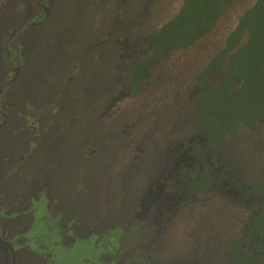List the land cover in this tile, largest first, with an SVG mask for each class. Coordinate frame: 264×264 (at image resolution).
Listing matches in <instances>:
<instances>
[{
	"label": "rangeland",
	"instance_id": "rangeland-1",
	"mask_svg": "<svg viewBox=\"0 0 264 264\" xmlns=\"http://www.w3.org/2000/svg\"><path fill=\"white\" fill-rule=\"evenodd\" d=\"M50 1L49 20L30 26L9 46L11 34L35 21L41 10L36 0H0L1 109L9 117L0 130V192L6 189L2 197L10 199L25 184L36 196L44 188L54 214L48 226L34 218V229L29 221L18 220L30 237L49 231L44 239L31 241L19 264H226L250 216L241 204L225 198L221 205L217 196L197 194L195 205L174 218L172 231L157 234L155 243L148 234L152 229L136 219L149 175L162 168L169 140L172 146L194 135L196 75L256 0H235L210 35L155 64L136 93L117 102L129 77L121 72L104 76L112 72V45L105 43L160 30L176 16L181 0ZM9 56L20 66L15 79ZM84 89L90 96H84ZM12 135L20 139L17 144L33 140L37 153L20 165L22 172L13 167L19 152L9 153L18 148L12 146ZM135 146L144 152H135ZM221 154L235 164L242 182L264 186V122L227 136ZM27 194L19 205L28 202ZM6 216L1 220L12 230L16 220ZM53 222L66 228L64 245L51 235ZM42 243L52 247L53 258L39 253Z\"/></svg>",
	"mask_w": 264,
	"mask_h": 264
},
{
	"label": "trees",
	"instance_id": "trees-1",
	"mask_svg": "<svg viewBox=\"0 0 264 264\" xmlns=\"http://www.w3.org/2000/svg\"><path fill=\"white\" fill-rule=\"evenodd\" d=\"M234 2L181 0L177 15L160 30L147 34L152 55L140 54L141 58L128 64L127 70L134 74L132 91L144 81L152 64L165 61L210 35ZM195 81L198 138L195 143L186 144L205 164L209 157V164L200 174L197 167L188 171L193 176L191 192L209 190L215 182L221 140L234 135L240 127L255 130L264 121V0H256L238 17L223 48L200 69ZM246 183V196L254 199L249 204L251 219L232 244L229 264H260L264 258V187Z\"/></svg>",
	"mask_w": 264,
	"mask_h": 264
},
{
	"label": "flooded vegetation",
	"instance_id": "flooded-vegetation-1",
	"mask_svg": "<svg viewBox=\"0 0 264 264\" xmlns=\"http://www.w3.org/2000/svg\"><path fill=\"white\" fill-rule=\"evenodd\" d=\"M50 2H51L50 0H36V3L38 4L41 10L39 16H37L34 19L35 21L31 22V24L24 25L22 28L15 30L14 31L15 33L13 32L10 36L9 46H12L11 42L12 43L14 42L15 36L20 35L30 26H36V25L42 26L45 22L49 20V17L51 14L50 7H49ZM157 30H154V31H157ZM151 32H148L143 36L131 37L128 40H120V38L117 37V39H111L110 42L105 43L106 45L104 47H107L110 44L112 45V52H111V56L109 57V62H108V66L112 72H108L104 74V76H107L109 73L111 74L115 73V75H117L119 72H121L122 75H126V76L128 75L129 77L128 82L125 87L126 88L125 91L120 93V95L117 98H114L115 99L114 102H117L119 98H124L127 95L136 93L140 85L146 80V78H148L147 76L149 75L150 68L153 67L155 64H159L163 62V61H160V62L152 64V66H150L147 70V75L144 81H142L139 84L136 91H132L131 82L134 78V74L127 70V66L130 63V61L136 59L137 57L141 58V55H144V54L146 56L152 55L151 54L152 47L147 39V34ZM111 35L112 33L110 32L109 36L111 37ZM118 36H120V34H118ZM141 43H142V47H141ZM144 44L146 45L145 47H143ZM119 47L121 48L122 52H118L117 49ZM97 53H100V52H97ZM99 57L101 58L102 56L99 55ZM15 60L11 56H9V63L12 66L13 72H15V76L13 79H15L18 76L19 70H20V66ZM100 66L102 67L104 66L101 60H100ZM105 71H108V70H105ZM221 74L222 72L220 73V75ZM11 81L8 83H11ZM4 88H5V84H2L0 88V118L2 119V122L0 123V130L7 125L8 119H9L8 114L3 112V110L1 109L2 107L1 98L3 95ZM85 89L83 92L84 96L85 97L90 96V94L88 95L86 94ZM196 105H197V100H196ZM195 124H196V116H195V122H194V135L191 138H185L181 140L179 143L174 144L172 146H171L172 141L169 140V145L167 148L166 156L163 157V162H164L163 166L156 173H154L153 171L154 174L153 175L151 174L152 176L149 175L150 177H152L151 182H149L147 186L145 187L144 192H143V197L141 199V202L139 203V207H138L139 217L136 219V221L138 223L146 224L149 230L152 229L151 232H149L148 230L147 231H148V234L154 235V238L152 240V242L154 243L158 240V239L156 240L158 236L157 234H160L161 236L164 232L172 231L174 229V226H175L174 221H173L174 218L175 217L177 218V216L180 215L182 211H187L188 207L190 208L193 205H195L196 195L200 193L202 194L209 193L210 195L212 194L213 196H217V198L221 200V205L223 204L222 201L225 198L231 201L230 203L231 205L236 206L237 203L238 205L241 204L240 206L243 208H246L250 214L244 227L247 225L248 221L251 219V210H250L249 204L252 203L254 199L252 197L246 196V184L247 183L244 181L242 182L240 178L238 177V174L235 171L236 169L234 168L235 164H232L224 160V157L221 154V142L225 138L221 140L219 143V151L217 154L218 166H217V170L215 174V182L212 184L209 190H206V191L202 190V191H197V192L190 191L191 190L190 182L192 181L193 176H189L188 171L190 169H195L197 167L200 169L198 171V174H200L201 172L205 171L208 168L207 164H209V157L206 158L207 164H205L204 162L200 161V159L195 156L194 149L186 144L187 142L195 143L196 139L198 138L195 132L196 130ZM241 128L243 127H240L239 129ZM243 129H246V128H243ZM30 139L21 137L22 141H29ZM19 140L20 139H18V137L14 135L11 136L10 141L12 143V146L13 144H15L16 146H18V148L15 149L14 147L13 150L10 151L9 153L13 154L15 150L19 152L18 157H16V161L13 167L17 169L18 171H21L22 168L20 165H22L26 161L32 160L34 158V155L37 153L34 152L35 148H34V144L32 143L33 140L32 142L27 143V144L26 143L17 144L16 142ZM37 140L44 141V139H37ZM36 151L38 152L37 148H36ZM135 152H144V149L142 148L138 149L135 146ZM7 161H9V158H7ZM132 162H135V159ZM211 164L212 166L215 165L214 163H211ZM231 166H233V168ZM34 168L36 169L37 167L35 166ZM225 169L227 170L225 171ZM248 182L251 184L261 185L256 182H250V181ZM25 185L26 187L21 186V189L15 194L13 198H10V199L2 197L3 194L6 195L8 193L6 189H3V191L0 192V264H19L20 254L23 251H27V249L29 250V247L32 246L31 241H40L41 239H44V237L42 236L48 235L49 231L47 233L43 232L41 234H37L38 232H36L35 234L37 235H35L34 238L30 237L26 233L27 229H23V230L19 229L18 220H22L26 222L29 221L30 226L32 227V229H34V226H33L34 218H36L37 220L41 218V221L45 223V225L47 226H48L47 222L50 219L54 218V214L49 211V208L47 206L48 192L44 191V188H43V190H39L36 196L35 194L36 192H34L35 189L29 191L28 190L29 187L27 186V184ZM261 186L264 187L263 185ZM26 194H27V197L29 198L28 202L24 203L23 205H19L18 202H20V199L23 196H26ZM188 195L190 196L189 198H188ZM246 200H247V203H246ZM5 201L10 202V203H7ZM41 205H43L42 207H46L47 214L44 216L42 212L41 213L39 212L41 210L40 209ZM24 209L25 211H22ZM30 209H32L31 211H34V212L29 213L28 210ZM6 215H8V219L14 222L16 220V222L11 225L12 230L8 229L7 226L1 220L3 217H7ZM53 223L54 224L49 223V225L52 226V230H53L51 232V235L56 240V243L60 242L61 244L64 245L65 243L64 231L66 228L64 227L60 228L59 226L56 225L55 222ZM149 224H151V226ZM27 226L28 225H25L24 228H26ZM241 233H242V230H241ZM72 236L77 237L76 231L72 233ZM240 236L241 234L238 235L233 240V243ZM122 240L124 241L125 238H122ZM120 242L121 241H119V243ZM152 242L147 240L148 244L149 243L151 244ZM38 248L37 249L39 250V253L43 252L44 254L47 255L49 259L54 257V254H53L54 252L50 245L46 246L45 244L42 243V247H38ZM123 248L124 247L121 246L120 250H122ZM120 250L118 251V253H120ZM196 260L198 261V258ZM118 261L116 262V261L111 260L112 264H118ZM226 261H227L226 264H229L228 259ZM263 261H264V258H263ZM263 261L260 264H262ZM50 262L51 264H62L61 261H50Z\"/></svg>",
	"mask_w": 264,
	"mask_h": 264
}]
</instances>
